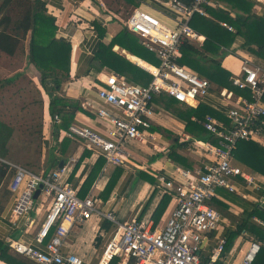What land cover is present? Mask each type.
Here are the masks:
<instances>
[{
	"label": "built area",
	"instance_id": "2783aa9c",
	"mask_svg": "<svg viewBox=\"0 0 264 264\" xmlns=\"http://www.w3.org/2000/svg\"><path fill=\"white\" fill-rule=\"evenodd\" d=\"M204 4L208 0H169L168 5L180 17L175 26L164 24L155 14L135 8L126 19L130 31L137 34L142 43L160 59V64L147 69L153 77L147 84L130 81L125 75L109 71L103 85L97 87V95L106 106L91 104L95 119L103 130L73 122L65 134L84 142L87 149L103 157V170L122 166L128 154L123 145L127 140L148 142L154 100L165 94L183 104L198 107L214 89L227 106L225 111L229 125L218 122L207 114L203 123L206 130L218 138L217 144H207L210 155L203 168L191 172L180 169V178L157 175V189L172 197L173 205L168 215L158 224L143 222L137 218L129 223L121 222L113 210H104L90 192L80 197L78 189L63 179V168L37 173L29 167L0 157V161L14 169L9 188L15 194L12 216L28 213L35 205V191L51 197L49 211L35 236L39 248L30 242L7 238L9 250L36 264H86L73 252L65 251L66 239L75 225L83 224L94 214L109 220L114 226L95 264H216L227 245L228 223L221 212L211 205L218 188H225L243 198L247 195L237 188L236 179L260 190L264 186L256 177L234 163L233 150L240 140H260L264 130V61H256L251 54L242 55L240 74L230 76V81L240 89H249L250 97L227 87H215L213 82L186 65L178 62L185 41L202 46L206 36L198 32L190 20L194 13L208 16ZM221 25L229 31L235 28L226 21ZM233 49V48H232ZM219 88V89H218ZM60 121V115H53ZM264 209V197L259 202ZM264 227V220L254 217ZM213 239L215 242L207 258L202 248ZM264 241L254 236L241 264H252Z\"/></svg>",
	"mask_w": 264,
	"mask_h": 264
},
{
	"label": "crops",
	"instance_id": "0c3cea01",
	"mask_svg": "<svg viewBox=\"0 0 264 264\" xmlns=\"http://www.w3.org/2000/svg\"><path fill=\"white\" fill-rule=\"evenodd\" d=\"M44 1L46 2L48 12L56 18V24L58 26L57 37L65 38L72 44L71 73L69 77L64 79L58 91L60 95L71 102L70 105L67 106V108L70 109L69 112L72 110L73 103L76 102L80 106V109L76 111V115L71 123L78 122L102 131L104 129L103 125L95 119V115L90 106H87L88 104L97 107L106 106L97 95V87L103 85V78H105V75L109 71H113L108 67H102L98 60H94L99 43L101 41L109 43L111 39L123 29L126 18L135 8H142L152 12L169 27L175 26L174 19L180 17V15L168 5L169 0H140L138 5L134 0ZM254 11L258 15L264 16V0H255ZM231 16L234 17V14H231ZM95 21L101 23L106 29L104 37L100 36L95 28ZM243 42L244 39L242 37H237L232 45L234 52L226 55L222 59V65L231 72V75L240 74L242 55L251 54L256 61H264V57L258 56L243 48ZM116 45L118 46L117 48L115 47ZM116 45L114 46L115 51L124 54L128 59L145 70L151 66H155L138 56L132 55L125 49H122L118 44ZM26 54H24V66L12 73V71L8 70L6 67V59L15 55H10L0 49V100L5 99V92L11 84L17 83L19 81L18 79L22 76L34 73V71L28 70L30 65L28 66ZM17 73H20V76L14 81L7 83V78ZM213 85L215 87H220L216 82H213ZM41 92L43 94L42 90ZM45 95L47 98V112V110L49 111V96L47 93H45ZM237 95L240 94L235 93V96ZM1 103L0 101V104ZM202 104H205L217 112V115H210L218 122L226 124L227 126L229 125V119L225 115L227 106L222 102L217 89H214ZM1 105H3V103ZM153 109L152 127L150 128V133L153 137L148 138V142L146 143L139 140H132L140 151L146 153L147 156L144 157L137 155L134 151L131 152L126 150L128 156L125 163L122 166H112L106 171L103 170V164L102 169L99 171V174L88 190L83 187V184L94 164L97 163L99 158L103 157L87 149L83 141L71 138L66 134H59L58 141H55L52 133L53 125L54 122H60L61 120L55 121L51 112L50 116H46L47 119L49 117L48 121L44 123L45 131L47 127L50 129V136L52 139L50 136H46L45 138L47 141L51 139V144L49 146L46 144L42 146L39 152V159L37 158L34 163L28 160L25 166L30 169L42 166L41 170H34L37 173L64 167L63 179L78 189L80 197H85L92 192L93 196L97 199L98 205L102 209L113 210L119 218L124 217L127 212L126 207L129 203V195H134L137 199V203L133 208V213L129 216L130 221L137 218L144 223L148 221L154 222L153 213L165 195L156 187V182L158 181L157 175H163L167 178H180V169L191 172L197 171L203 168L204 164L208 162L210 155L206 150L207 144L209 143L193 138L186 130V123L164 107L161 95L155 98ZM192 119L201 122L196 116H193ZM4 121V116L2 118L1 115L0 122L3 124L5 123L4 127H9V134L10 132L14 134L13 129L15 128ZM45 131L44 134L46 133ZM1 134L4 136L6 145H2L0 149L6 153H0V157L15 162V156H20L21 154L17 151L12 153V147L9 146L10 138L7 134H4V132ZM64 138L68 139V143L63 153H60L59 142ZM260 140L261 141L258 139L256 141L264 146V130ZM173 152L183 156L186 161L183 162L173 158L171 156ZM157 154L159 158L152 162L151 158H154ZM234 163L252 173L258 181L264 184L263 174L250 169L236 159H234ZM119 168H122V173L112 190L106 194L104 189L112 174ZM11 169L14 170L13 168ZM145 171H149L152 175V182L136 181V175H141V173ZM11 178L12 175H9L8 180L0 186V241L6 243L7 238H11L23 242H30L39 248H43L44 244H38V242L35 241V236L49 211L51 197L45 192L44 195L40 197L43 193L40 192L30 212L17 217L12 216L11 212L15 203V194L9 188ZM235 185L240 192L247 195V198H243L239 194L230 192L225 188H218L216 190V196L211 200V205L217 210L218 205L215 203V200H220L228 205L227 211L230 215H224L223 218L232 230H236L238 226L236 220H238L239 216L242 214L244 210L243 206H247L249 210H251L256 204H259L261 196H263L262 191L247 185L242 178H237ZM132 187L133 191L130 193V188ZM169 196L170 200L165 212L157 223L154 222L155 224L164 220L168 215L173 205L172 197L171 195ZM120 221L124 222L122 220ZM105 223H109V226L103 227ZM113 231L114 226L109 220L101 219L94 214L83 224L75 225L71 229L66 239L64 250L80 255L86 264H95L103 246L112 236ZM251 237L252 235L247 230L240 233L233 243L225 248V251L216 264H241ZM214 242L215 240L211 239L209 243L203 246L202 255L204 258L208 257ZM9 252L23 258L29 264H36L10 250ZM0 264L8 263L0 259Z\"/></svg>",
	"mask_w": 264,
	"mask_h": 264
},
{
	"label": "trees",
	"instance_id": "16d2710c",
	"mask_svg": "<svg viewBox=\"0 0 264 264\" xmlns=\"http://www.w3.org/2000/svg\"><path fill=\"white\" fill-rule=\"evenodd\" d=\"M139 1L134 0L137 5ZM183 1L191 3L193 0ZM208 1L210 4L203 6L209 16L196 12L190 20V24L206 36L205 42L199 46L190 41H185L178 62L220 86L232 89L236 94L250 97L249 89H240L230 81L231 72L222 65V58L234 52L232 45L239 36L244 39L243 48L264 57V16L258 15L254 11L255 0ZM13 12L17 13V16H14ZM0 13H4L0 18V49L10 55H15L26 43L28 66L30 65L28 70L38 74L40 82L49 96V108L52 116L58 113L61 117L60 122H54L52 132L54 140L58 141L59 134L65 135L76 111L80 109L78 103L75 102L72 104L71 112H69L70 109L67 106L71 102L58 93L64 79L69 77L71 73L72 44L65 38L57 37L56 18L48 12L44 0H2ZM231 14H234V17ZM221 21L228 22L236 31H229L220 24ZM94 23L100 36L104 37L106 29L101 23L96 21ZM116 44L153 65L157 66L160 63V59L142 43L140 37L128 29L126 20L123 29L109 43L102 41L99 43L94 60H98L102 67H108L110 70L125 75L132 82L149 83L153 75L132 62L124 54L115 51L114 46ZM19 76L20 73H17L7 78L6 81L7 83L14 81ZM47 79L51 80V89H48V85L45 83ZM161 99L167 110L186 123V130L193 138L206 143H218V138L206 130L202 122L192 119L193 116H196L203 121L207 114L217 115L216 111L202 103L196 108L183 103L182 105L181 102L168 95H161ZM3 127L4 124L0 122V130ZM67 143V138L59 142L60 153H63ZM3 144L4 136L0 132V147ZM3 152L1 150L0 153L3 154ZM171 156L176 160L186 161L183 156L174 152ZM233 158L264 175V146L258 141L240 140L233 150ZM103 164L104 159L99 158L92 167L83 184L86 190L92 185ZM121 173L122 168H119L112 174L104 189L106 194L112 190ZM13 174L14 170L8 164L0 162V186L8 180L9 175L13 176ZM169 200V194H165L161 199L153 213L155 223L160 220L165 212ZM215 203L223 217L229 214L227 204L220 200H215ZM243 207L244 210L238 218L236 230L227 228L225 232L226 247L230 246L236 237L246 230L256 239L264 241V227L254 221V217L264 220V209L260 204H256L251 210L247 206ZM108 226L109 223H105L103 227ZM0 259L8 264H29L23 258L11 254L8 244L3 241H0ZM252 264H264V247Z\"/></svg>",
	"mask_w": 264,
	"mask_h": 264
},
{
	"label": "rangeland",
	"instance_id": "374dc122",
	"mask_svg": "<svg viewBox=\"0 0 264 264\" xmlns=\"http://www.w3.org/2000/svg\"><path fill=\"white\" fill-rule=\"evenodd\" d=\"M1 3L2 0H0V5ZM3 14L4 13H0V18ZM13 14L15 16L17 13L13 12ZM26 50L27 49L25 43L23 48L21 47L17 51L15 56L6 59V67L8 68V70L12 71V73L24 66V54H26ZM18 80L19 81L17 83L11 84V86L7 89V91L5 92V99L0 100L3 103V105H1L2 103L0 104V116L2 115V118L4 116V122L11 124V126L15 128L13 129L14 134H12L11 132L9 134L8 126L6 128L3 127L0 132H4V134H7L10 138L9 146L12 147V153H14V151H17L21 154L20 156H15V162L26 165V161L28 160L34 163L37 158L39 159V152L40 149H42V146H44L45 144L49 146L51 144L52 138L50 136V129L48 127L46 131L44 129V123L47 122L49 119V117L47 119L46 116H50L51 114L50 108L49 111L47 110L48 113L46 112V90L40 82L39 76L35 73H31L27 76H22ZM41 90L43 91V94ZM44 131L46 132L45 134ZM46 136H50V141L46 140ZM133 142L134 141L132 140L125 141L123 145L124 149L131 152L134 151L137 153V155H141L144 157L147 156L146 153L140 151L137 145ZM157 158H159L158 154L154 158H151L152 162ZM41 169L42 166H40L39 168L36 167L34 169L31 168V170L33 171H39ZM152 179L153 177L149 171H145L141 175H136V181L138 182L141 181L151 183ZM262 186H264L263 183ZM133 187L130 188V193H132ZM43 195L44 192L41 194L40 197H42ZM263 197L264 195L261 196V199ZM128 199L129 203L126 207L127 212L125 216L122 218H119L117 216L118 219L126 223L130 222L129 216H131V214L133 213V208L136 206L137 203V199L136 197H134V195H129Z\"/></svg>",
	"mask_w": 264,
	"mask_h": 264
},
{
	"label": "water",
	"instance_id": "95a60500",
	"mask_svg": "<svg viewBox=\"0 0 264 264\" xmlns=\"http://www.w3.org/2000/svg\"><path fill=\"white\" fill-rule=\"evenodd\" d=\"M115 47L117 48L118 46L116 45ZM50 82H51L50 79H47V80L45 81L46 85H48V89H51ZM60 165H62V164H60ZM41 188H42V186H40V187L35 191V194H34V198H35V199L38 198V196H39V194H40V192H41Z\"/></svg>",
	"mask_w": 264,
	"mask_h": 264
}]
</instances>
